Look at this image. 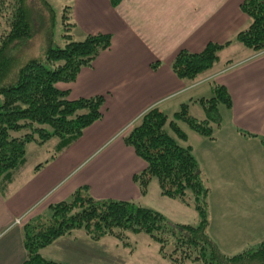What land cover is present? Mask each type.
<instances>
[{
  "label": "crops",
  "instance_id": "obj_1",
  "mask_svg": "<svg viewBox=\"0 0 264 264\" xmlns=\"http://www.w3.org/2000/svg\"><path fill=\"white\" fill-rule=\"evenodd\" d=\"M242 1L120 0L113 6L111 0H75L72 13L81 32L110 34L111 44L91 67L80 70L73 83L58 87L69 92L70 100L103 95V116L60 154L54 158L50 154L39 162L42 167L35 170V165L28 166L27 162L7 189L0 192V264H22L26 257L23 225L49 214L52 205L67 201L78 190L84 189L94 200L134 202L146 208L145 201L151 193L162 207L180 206L178 200L161 196L153 179L146 193L141 194L134 176L146 168V163L124 138L153 107L167 115L171 111L172 115L181 104L196 105L194 100L206 98V90H201L205 84H211L209 91L213 85L223 86L230 96L231 106L225 108L224 117L220 114L217 125L219 129L228 128L224 133L228 132L229 137H223L227 139L223 145L236 151L230 148L236 144L249 154L250 161L260 156L264 165V52L253 54L232 45L222 52L236 48L238 54L229 56L221 65L218 61L193 83L179 79L171 69L180 50L198 53L209 43L224 45L248 28L250 19L240 10ZM230 61L233 64L225 66ZM186 135L183 145L191 147L196 159L190 142L193 139L188 132ZM193 138L199 144L217 142L214 135ZM207 147L214 151L213 162L220 159L227 163L220 148ZM251 147L258 148V152L251 151ZM204 181L209 190L208 179ZM257 184L252 182L253 189L258 190ZM237 186L243 191L250 189L248 181ZM222 189L231 191L233 187ZM150 209L163 214L158 208ZM100 243L90 240L82 231H73L56 239L41 253L61 264H95L104 254Z\"/></svg>",
  "mask_w": 264,
  "mask_h": 264
},
{
  "label": "trees",
  "instance_id": "obj_2",
  "mask_svg": "<svg viewBox=\"0 0 264 264\" xmlns=\"http://www.w3.org/2000/svg\"><path fill=\"white\" fill-rule=\"evenodd\" d=\"M41 2L44 9L53 13L45 0ZM119 2L111 0L113 6ZM33 8V0L28 3L27 0H0V21L4 19L7 26L0 33V192L26 166L28 144L43 147L54 142L51 152L54 158L103 116V95L70 100L69 92L57 85L73 83L82 68L91 67L110 47L111 35L88 34L74 41L67 32L63 36L64 46H54L49 38L40 56H23L22 50L34 37L36 19L43 23L40 13L34 16ZM70 8L64 6L60 13L65 31L73 26L69 22ZM240 10L249 17L250 25L232 41L224 45L209 43L198 53L180 50L176 54L171 69L179 79L195 82L212 70L219 54L232 45L253 54L264 52V0H243ZM228 63L232 62L225 66ZM156 66L157 63L153 68ZM211 91L213 95L209 98L193 101L203 109L204 119L192 117L186 103L171 117L153 107L124 138L146 163V168L134 176L141 194L156 179L161 196L178 200L197 213L200 218L197 226L170 223L160 212L134 202L94 200L82 189L67 201L52 205L50 213L45 215L48 219L40 220L44 222L35 224L36 220L23 225L26 257L22 264H61L44 258L41 252L73 231H82L92 241L109 237L124 246L126 233H144L158 245L160 257L170 264H264V241L228 256L219 251L206 233L209 190L191 147L183 145L187 135L179 123H185L200 136L212 138L211 122L218 125L221 119L218 107L230 108L231 100L223 86L213 85ZM42 166L39 163L34 169Z\"/></svg>",
  "mask_w": 264,
  "mask_h": 264
},
{
  "label": "rangeland",
  "instance_id": "obj_3",
  "mask_svg": "<svg viewBox=\"0 0 264 264\" xmlns=\"http://www.w3.org/2000/svg\"><path fill=\"white\" fill-rule=\"evenodd\" d=\"M29 1L31 0H27V3ZM45 2L51 7L53 13L42 7L41 0H33L34 16L40 13V17L43 18V23L40 24V20L36 19L35 25L33 24L34 37L28 42L27 47L22 50L23 56H40L46 48L49 38L52 40L54 46H64L65 41L63 36L67 32L74 41H80L88 35L81 32L78 21L74 19L72 6H75V0H45ZM64 6L71 7L68 15L70 16L69 22L73 26L67 31H65L60 15ZM76 8L78 11V5H76ZM6 27L4 19L1 20L0 33L6 31ZM66 29H68V26ZM236 51V48H231L229 52H222L219 55V65L229 59V56L238 54ZM23 56H21L22 60L25 58ZM210 85L205 84L201 89L206 90L204 92H207V94H203L206 98L213 95V92L211 90L209 91ZM218 108L222 116L226 114L225 107L219 105ZM175 110L178 111L179 108ZM167 112L169 113L168 116L171 117V111ZM189 114L196 119L205 118V113L198 104L189 106ZM179 124L184 132H188L190 139L195 140L196 138L193 137L199 139V135L191 131L189 126L183 122ZM211 125L213 127V135L217 137L216 143L209 144L208 141L205 144H199L193 140H190V142L193 145L196 160L199 163L198 165L203 171L202 179H208L209 181V191L206 198L208 212L206 233L221 253L233 256L248 248L255 247L264 241V165L262 164L260 156L257 159L252 157L254 161H250L249 159L251 157H249V154L241 151L240 147L236 146V144L230 145V148L234 147L236 151L229 150V146L225 147L223 143L227 139H223V137H229L228 132L224 133L228 128L223 126L222 129H219L214 121L211 122ZM166 131L170 134L168 128H166ZM53 143L50 141L43 147L34 143L28 144L26 147L28 166H36L39 162H43L51 154L54 146ZM209 145L215 146L217 149L220 148V151L225 153L224 158L227 163L224 161L221 162L220 159H217L218 157L213 162L214 151L208 149L207 146ZM246 148L249 150L248 147ZM250 150L258 152V148L256 149V147H251ZM253 166H255L254 170ZM222 179L230 183L224 184L220 181ZM243 181H248L250 189L243 191L242 189L236 188ZM253 181L258 182V190L253 189L255 188L252 185ZM153 182L157 184L156 179H153ZM205 182L204 184L208 188ZM225 186H232L233 189L231 191H225L226 189H222ZM152 199L154 198L150 193L146 198L145 206L162 210L168 222L191 226H197L199 224L200 218L192 208L181 206L178 202L180 206H172L169 204V206L162 207L160 202L158 203L157 200ZM258 199L259 203H256ZM44 219H48V216L37 217L32 222L38 220L35 224H40L44 222L40 220ZM124 240L126 242L125 246L109 237L100 240L101 243L99 245H103L104 254L102 255V260H97L95 264H170L160 257L158 254V245L146 234L126 233ZM186 264L196 263L188 262Z\"/></svg>",
  "mask_w": 264,
  "mask_h": 264
},
{
  "label": "built area",
  "instance_id": "obj_4",
  "mask_svg": "<svg viewBox=\"0 0 264 264\" xmlns=\"http://www.w3.org/2000/svg\"><path fill=\"white\" fill-rule=\"evenodd\" d=\"M16 223L18 224V223H19V221L17 220V221H16Z\"/></svg>",
  "mask_w": 264,
  "mask_h": 264
}]
</instances>
